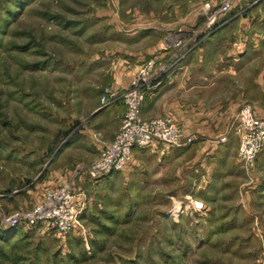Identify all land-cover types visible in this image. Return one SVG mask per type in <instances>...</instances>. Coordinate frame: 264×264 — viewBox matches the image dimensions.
Segmentation results:
<instances>
[{
  "label": "rangeland",
  "instance_id": "rangeland-1",
  "mask_svg": "<svg viewBox=\"0 0 264 264\" xmlns=\"http://www.w3.org/2000/svg\"><path fill=\"white\" fill-rule=\"evenodd\" d=\"M204 1L216 3L0 0V220L31 209L46 190L67 181L87 200L85 235L0 227V264H264V152L251 171L236 154V165L205 187L176 158L147 156L139 170L96 181L74 172L90 165L119 130L123 107L106 106L120 97L102 104L101 93L130 87L116 83L129 82L131 68L149 60L137 63L135 53L160 39L171 53L172 38L209 33L197 47L221 32V25L211 33L202 28ZM246 14L264 15V0L239 15ZM176 21L182 22L174 28ZM234 122L229 142L220 143V134L188 146L235 148ZM158 166L165 169L157 176ZM193 201L203 210L191 207Z\"/></svg>",
  "mask_w": 264,
  "mask_h": 264
},
{
  "label": "crops",
  "instance_id": "crops-1",
  "mask_svg": "<svg viewBox=\"0 0 264 264\" xmlns=\"http://www.w3.org/2000/svg\"><path fill=\"white\" fill-rule=\"evenodd\" d=\"M254 1L234 7L230 16L223 19L221 32L216 31L201 45L177 55L175 65L162 78L161 86L146 91L140 113L144 120L169 118L180 127L184 136L204 140L220 134L230 139L233 128L229 123L244 105H251L255 116L264 119V15H239ZM181 22L176 21L174 28L180 26ZM241 25L244 27L237 30ZM221 42L224 52L221 51ZM163 48L164 42L160 39L153 47L135 53L132 57L136 58L137 63L144 58L174 59ZM138 68H131L128 76L136 74ZM129 82L124 78L116 84L122 87ZM119 100H110L106 107L109 109L115 104H121L124 113L123 102ZM116 133L105 139V146L111 143ZM229 139L226 141L229 142ZM236 144L233 148L227 144L217 146L210 142H195L188 147L170 150L158 142L152 143L146 148L133 150L127 169L139 170L142 160L147 156L156 160L182 159L186 164L184 168L195 173L190 174L195 175L191 177L194 182L199 180L198 183H204V187L212 186L221 169L227 170L229 166L232 168L236 165L238 140ZM156 168H159L154 172L157 176L165 169L159 166Z\"/></svg>",
  "mask_w": 264,
  "mask_h": 264
},
{
  "label": "built area",
  "instance_id": "built-area-1",
  "mask_svg": "<svg viewBox=\"0 0 264 264\" xmlns=\"http://www.w3.org/2000/svg\"><path fill=\"white\" fill-rule=\"evenodd\" d=\"M253 0H217L215 5L204 2L201 9L204 15L202 28L212 32L223 19L237 6L246 5ZM209 34V33H208ZM199 36H185L172 38L167 44L171 50V60L150 59L139 66V70L131 78L130 87L123 92L105 88L101 93L102 104L118 95L123 101L124 113L118 133L110 144L98 154L88 166H77L75 173L85 176L92 181L110 175L124 172L132 158L134 149H142L152 143H160L169 148H183L192 143L191 136H184L180 127L169 118L156 117L144 120L141 113L146 91L161 86L162 78L175 65L177 55L195 47ZM120 93V94H119ZM234 130L238 137L237 159L245 171L254 169L258 156L264 152V119L255 116L251 105H244L235 118ZM227 137L219 138L220 143L226 142ZM87 204L86 195L77 191L72 181H67L46 190L41 200L31 209L11 214L4 213L0 220L2 229H14L24 226L27 228L42 227L46 231H53L58 237H66L73 231L85 235V228L81 223V216ZM191 207L196 211L203 210L202 204L193 201Z\"/></svg>",
  "mask_w": 264,
  "mask_h": 264
},
{
  "label": "trees",
  "instance_id": "trees-1",
  "mask_svg": "<svg viewBox=\"0 0 264 264\" xmlns=\"http://www.w3.org/2000/svg\"><path fill=\"white\" fill-rule=\"evenodd\" d=\"M81 221H82V219H81Z\"/></svg>",
  "mask_w": 264,
  "mask_h": 264
}]
</instances>
